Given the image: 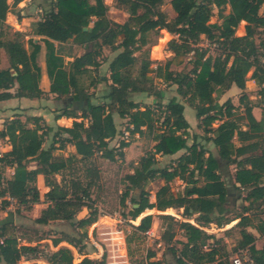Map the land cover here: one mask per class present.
<instances>
[{
    "label": "trees",
    "instance_id": "16d2710c",
    "mask_svg": "<svg viewBox=\"0 0 264 264\" xmlns=\"http://www.w3.org/2000/svg\"><path fill=\"white\" fill-rule=\"evenodd\" d=\"M21 1L12 0L8 4V0H0V49L7 58L4 68L0 60V100L45 95L39 85L41 69L36 62L41 45L29 38L32 48L28 54L21 32L14 31L11 38H2L10 28L5 23L7 13L13 12ZM164 1L123 0L129 17L118 23L108 18V6L104 0H50L42 18L33 25V34L41 37L46 50V73L50 79L48 92L73 102L82 98L87 100L86 107L79 114L77 109L65 107L56 118H86L89 123L84 125L82 121H74L71 127L58 126L53 132L52 127L40 124L41 117L27 115L22 120L17 114L5 119L0 139H6L10 149L0 156V165L10 167L13 173L7 179L0 174V198H3L0 210L9 205L8 198L26 208L38 203L36 179L42 175L48 187L44 195L48 205L34 219L35 223L45 225L51 220H64L79 229L94 223L97 208L93 206L90 182L84 185L79 177H71L68 182L62 178L57 182L55 176L73 172L76 162L90 159L97 151L106 159H114V150L108 147V143L119 132L113 113L123 103L128 109L117 112L126 120L130 135L149 133L154 142L152 148L140 157L133 172L125 176L128 186L139 190L140 197L134 201L137 206L129 210L130 219L134 220L145 209L153 208L159 211L182 209L181 216L185 219L195 216V223H191L174 220L170 214L161 215L162 221L167 222L165 231L157 239L161 245L165 247L173 241L176 228L184 233L185 241L181 242L180 249L174 245L168 247L176 264H226L227 254L221 240L207 233L204 227L211 223L223 227L237 219L235 225L241 227L242 237L238 248H247L255 264H264V248H255V237L246 230L253 226L264 234V221L259 218L255 223L252 221V217L261 218L264 212V40L255 41L256 34L264 35V12H260L264 0H169L174 13L172 18L160 9ZM226 5L229 6L228 13H224ZM214 8L218 11L220 23L209 22ZM139 9L143 11L139 13ZM15 15L21 18L19 9ZM241 21H245V33L237 36L235 30ZM161 29L166 35H172L167 49L173 53V58L192 53L193 59L187 72L170 69L172 59L163 66L157 65L155 71L157 74L163 72V80L176 85L177 94L193 107L202 134L188 136L189 123L183 114L184 105L175 97L166 103L156 101L158 109L129 98L137 92L152 95L148 87L151 82L148 73L153 70L149 67L150 61H142L136 77H132L129 70L137 62L136 52L149 44V35ZM201 35L209 42L221 44L219 55L208 54L207 48L196 46ZM64 44L85 51L79 56L65 55L62 53ZM104 46L118 51L108 64L111 86L104 96L108 102L92 103L80 86L79 77L100 66ZM64 56L73 59L65 62ZM251 69L250 78L260 86L258 107L261 108V117L258 120L252 114L256 105L250 103L245 93L239 97L244 103V113L239 117H234L235 107L230 100L221 104L217 102L231 87L242 92ZM14 86L15 91L9 92ZM154 94L160 98V91ZM218 120L220 122L213 128V123ZM51 132V141L44 147L45 138ZM209 142L215 147L216 154L206 147ZM66 144L74 146V153L68 156L54 153ZM129 144L128 140L121 139L117 148L122 150ZM121 150L117 154L123 157ZM180 150L183 152L168 165L156 166V155L171 156ZM222 164L235 166L232 190L240 195L244 193L239 198L246 203L242 205V213L231 219L224 217L229 210L226 206L229 192L222 178ZM157 177L165 183L155 192V201L150 202L144 188ZM175 178L184 183L181 193L171 191L169 182ZM83 207L89 209V214L74 221ZM152 219V214L141 217L134 226V234L139 236L137 232L148 230ZM132 240L131 235L126 236L127 244ZM61 241L78 247L79 251L83 247L79 237L69 235L53 239L52 244L57 246ZM34 251L36 246L20 245L15 236L6 233L4 223L0 224V264H19L21 255ZM154 257L153 251L148 252L141 264H165ZM46 260L48 264H105L104 256L100 260L84 257L75 263L67 247L52 251Z\"/></svg>",
    "mask_w": 264,
    "mask_h": 264
},
{
    "label": "rangeland",
    "instance_id": "374dc122",
    "mask_svg": "<svg viewBox=\"0 0 264 264\" xmlns=\"http://www.w3.org/2000/svg\"><path fill=\"white\" fill-rule=\"evenodd\" d=\"M47 2L45 1L42 4L43 6L40 8V11L36 13L39 18H42L44 10L48 8L49 4ZM104 2L108 6L107 16L109 19L118 23H123L128 20L129 13L127 12V5L123 2V0H104ZM11 3L12 0H8V4ZM18 5L17 8L12 10L13 12H9L6 15L5 23L9 25L10 28L6 30L7 35L2 38H11L14 31L21 32L22 42L24 44L26 52L29 54L32 47L28 39H33L34 36L36 37V35L33 34V25L35 22H23L21 18L18 19L15 15V11L18 10ZM160 9L168 15V18H172L174 16V13L170 7L169 0H165L160 6ZM228 10L229 6L226 5L224 8V13H228ZM263 10L264 3L261 7L260 12L263 13ZM142 11V9L138 10L139 13H141ZM213 11V16L210 18L209 22L220 23L221 19L218 15L217 9L214 8ZM244 27L245 24L240 22L235 30V35H244ZM149 38V44L136 52V55L138 57L137 62L129 70V73L132 77H136L140 71V65L142 61L148 59L150 61L149 67L153 69L148 73V76L151 80V82L148 84V87H150L152 95L144 92L140 97L139 94L141 93H136L134 94V96L130 95V97H132V99H135V101L140 99L138 103L152 105L154 109H158V104L156 101L162 102L164 99L168 101V99L175 95V92L173 84H171L170 82H165L163 80L161 76L163 72L160 74L156 73L155 70L157 65L163 66L167 60L172 59L170 69H172L174 72H187L191 69V61L193 58L191 56L192 53H189L184 57L173 58V53L167 49V42L172 38V35H170L169 33L166 35L162 29L158 30V32L155 34L151 33L149 35ZM260 39L264 40V35L262 33L256 34V43H258ZM37 42L44 47L43 52H38L36 61L41 69L39 85L40 87L47 89L50 79L46 73V50L42 39H39ZM196 46L202 47L203 49L207 48V53L212 55H219L221 51V44L217 42H209L203 35L200 36L199 42L198 44H196ZM84 51L85 49H74V47L70 44H64L62 49V53H64L65 55L70 53L73 56H79ZM117 52L118 51L111 50L109 46H104L102 48V54L100 56V66L96 69H90L87 73L79 77L80 86L85 89L86 93L89 96L90 102L101 104L108 102V100L104 97L110 91L111 86L108 64ZM72 59V57L64 56L65 62ZM0 60L3 62V66H7V58L3 49H0ZM262 60L264 62V57L262 58ZM251 73L252 69L247 74V81L242 92L237 88L229 89L224 91V93H222L217 100L218 103H223L225 100H234V117H239L244 113V103L239 101V97L242 93H245L246 97L250 100V103L256 105L257 107L260 106V99L258 95L260 86L250 78ZM91 83L94 84L92 85ZM156 91H160V98H157L156 94H154ZM147 95L152 96V99L154 100L152 103L144 102ZM175 97H177V94ZM178 97L184 102L185 107H189V111H186L184 114L187 120H191L192 117L190 116V113L192 112L194 116L193 107L179 94ZM58 99H61L62 101L55 103V106L62 108L68 107L67 105L75 104V109L79 111L78 114L80 113V110L87 105V100L83 98L73 103L66 97H61ZM68 100H70L71 102L68 103ZM122 109L127 110V105L123 103L120 104L117 111ZM117 111L113 114L116 117V123L118 125L117 129L119 132L117 136L110 140L108 143V147L114 150V159H106L102 156V153L100 151H97L90 159L84 162H76L74 166L76 169H74L73 172L70 173V171H66L65 173H63L64 175L60 174L55 176L57 182L62 181V178H64V182H68L71 177H79L80 181H82L84 185H86L87 182H90V193L93 200V206L97 208V220L94 223L81 229L74 227L71 222L64 220H51L45 225L35 223L34 219L38 217L41 210L48 205L44 196L48 191V187L45 186L44 180L42 183V181L38 177L36 179V186L39 191L38 203L33 204L29 208H26L23 205H19L14 199L8 198L9 205L6 208L0 210V224L4 223V225L6 226V233L15 236L18 239L20 245L36 246V251H34L33 253L21 255L18 258L19 264H48L46 260L47 256L52 251L57 250L59 247L69 248L72 252L73 261L75 263L79 262L84 257L100 260L104 256L105 264H141L142 262H144L147 253L153 251L155 253L154 259L163 260L165 264H176L174 261V257H172V255L169 253L170 251L168 247L169 245H174L177 250L181 248V242L185 241L184 233L181 230L176 228V236L174 237L173 241L169 245L164 247V245L158 246L157 242L153 241L152 239H147L145 231L137 232L139 236L134 234L136 232L134 226L139 223L141 217L147 214H152L153 219L150 228L154 230L156 235H159L161 237L167 227V222L162 221L161 215L170 214L174 217V220H188L191 223H195V216H192L190 219H185L181 216L182 209L173 208L169 212L159 211L153 208L145 209L139 215V217L134 220L130 219L129 210L135 207L134 205L136 203H134V201L139 200L140 197L139 190L131 189L128 186L125 176L133 172L134 167L137 166L140 157L152 148L154 142L151 139V134L149 133H146L142 136H139L138 134L132 136L130 135L128 139H124L125 141L128 140L130 142V146L132 149V153L130 154V156L126 157L125 153H128V151L126 150L125 152H123V149H118L117 144L121 140L120 131L123 128H126L127 125L125 122L126 120L120 121L121 117ZM24 115L27 116V114ZM224 118L225 117H223V119ZM74 121H82L84 125H87L89 123L86 118H74L71 120L63 121L62 124L68 126V124L70 123L73 124ZM219 122V120L215 121L212 127L215 128ZM40 124L42 126H45V123L43 122ZM1 127L2 125L0 126V129ZM56 128L54 129V131L56 130ZM194 133L202 134L203 132L199 127H196L195 125V127L188 130V136L191 137ZM51 135L52 133H49V135L45 138L44 147H47L49 145L51 141ZM189 141L191 142V140H188V142ZM234 142L237 143L235 139ZM205 145L212 153L216 154V149L212 145V143L209 142ZM8 148L10 149L9 142L6 139H0V150L4 153L5 149ZM73 149L74 147L72 145L66 144L62 150H56L54 153L59 156H68L71 153H74ZM119 150L123 152V157L117 154L119 153ZM179 153L180 151L172 156L156 155V166L163 167L168 165L173 157L177 156ZM0 174L4 177V179H7L12 175V169L8 166L0 165ZM221 174L228 188L230 189L229 191H231L230 196H228V203L226 204V206L229 207V210L228 212H225L224 217L231 219L235 214L242 213V205L246 203L239 197H243L244 193L240 195L235 190H232V166H226V164H222ZM164 183L165 182L162 178L157 177L145 186L144 189L150 202L155 201V192ZM169 185L173 193L183 192L184 183L180 179H173L169 182ZM2 199L3 198H0V201H2ZM88 214L89 209L83 207L75 215L74 221L86 217ZM261 216H263L262 213ZM257 218L261 219L260 216H254L252 217V221L254 223L257 222ZM236 222L237 219L232 220L229 223L223 225V227H220V229H217L214 223H211L204 227V230L207 233L213 234L215 237L219 233L223 235L219 236L218 239L221 240V244L227 254L226 264H229L230 258L236 252L237 248L239 247V242L242 239L240 233L241 227L236 226ZM65 235L77 238L79 237L81 239L80 245H83L82 249L79 251L78 247L75 248L72 245L68 244L66 241H61L57 246H53V239L64 237ZM127 235H131L133 237L132 242L129 244H127L125 241ZM210 242H212V240H210ZM127 246L130 247V255L128 254Z\"/></svg>",
    "mask_w": 264,
    "mask_h": 264
},
{
    "label": "crops",
    "instance_id": "0c3cea01",
    "mask_svg": "<svg viewBox=\"0 0 264 264\" xmlns=\"http://www.w3.org/2000/svg\"><path fill=\"white\" fill-rule=\"evenodd\" d=\"M45 1L46 2L48 1L47 2L48 4L50 2V0H23V1H21L19 3V5H18V9H19V13H20V16H21V19L23 20V22H29V21L36 22V21L40 20L41 17L39 18V16L36 13L38 11H40V8L43 6L42 4ZM34 7H35V9H34ZM241 22L243 24H245V21H241ZM40 38H41L40 36L36 35V37L34 36L33 40H34V42H37ZM73 47H74V49L83 50V48H77V46H75V45H73ZM43 49H44V47L41 46L40 51L43 52ZM1 67H3V68L6 67L5 65L3 66V62L2 61H1ZM49 84H50V82H49ZM49 84H48V88L47 89H44V88L41 87L43 89V91L45 92V95L43 97H39V98L11 97L9 99L0 100V122H1L0 126L3 125V122H4V120L7 117L11 118L12 116H15V115L18 114V115H20L21 119L23 120V118L25 116L24 114H27V115H31V116L41 117L40 122L41 123L42 122L45 123V125H47L48 127H52L53 128V132H54V129L56 127H58V126L71 127L72 123L68 124V126H65L64 124H62V122L63 121H67V120H71V119H74V118H69V117H65V116H61L59 118H56V115L58 113H60V110L62 108H65V107L61 108V107H57V106L54 105L55 103L61 102L62 100L58 99L55 94H52V93L48 92ZM173 88H174V92H175V95L173 97H175L176 94H177L176 85L173 84ZM15 89H16V86L11 88L9 90V92H14ZM230 89H235V87H231ZM138 93H141V94H139V97H140L142 95V93H144V92H137V94ZM134 94H136V93H132L131 95L134 96ZM48 96H49V98H48ZM135 97H136V95H135ZM173 97H171V98H173ZM130 98L134 102H138L140 100V99H138L137 101H135V99H132V97H130ZM175 98L177 100H179L180 102H182L183 105H184V102L181 99H179L178 94H177V97H175ZM68 101H69L68 103L71 102L70 100H68ZM153 101L154 100L152 99V96H148V95H147V97L144 100V102H146V103H152ZM166 101L167 100L164 99L162 102L164 103ZM72 103H73V101H72ZM231 103L235 106V101L234 100H232ZM219 104H221V103H219ZM74 105L75 104L67 105V106L70 109H75L76 107ZM188 108L189 107H185V105H184L183 114L186 111H189ZM252 114L257 120L260 119V117H261V109L258 108L257 106H253ZM190 116L192 117L191 120L190 119L189 120L186 119L187 122L189 123L188 130L190 128L195 127V125L197 127V124H198V121H197L196 116H195V110H194V116H193L192 112L190 113ZM184 117L186 118L185 114H184ZM113 118H114V122L116 124V127L118 128V125L116 123V117L114 116V114H113ZM122 120L124 121L125 119L124 118H120V121H122ZM53 132H51V133L53 134ZM188 144H190V141L188 142ZM236 144H239V143L237 142ZM8 150H9V148L5 149L4 152H6ZM126 150L128 151V153H125L126 157L130 156V154L132 153L131 152L132 149H131L130 144H129V146L123 148V152H125ZM73 151H75V149H73ZM182 152H183V150H180V153L177 156H179ZM177 156H175L173 158H176ZM230 166H232L233 173H234L235 166L234 165H230ZM12 173H13V170H12ZM37 177L40 178V180L43 183V176L42 175H38ZM222 178H223V176H222ZM229 190L230 189L228 188V192H229L228 196H230V193H231V191H229ZM262 214H263V216H261V219L264 221V212ZM217 229H220V227H217ZM246 230L249 231L250 233H252L253 236L255 237V240L253 242L255 248H257V249L264 248V234H261L253 226H248L246 228ZM219 234L217 235L218 237L216 236L217 238H219V236H223L222 234H220V235Z\"/></svg>",
    "mask_w": 264,
    "mask_h": 264
},
{
    "label": "built area",
    "instance_id": "2783aa9c",
    "mask_svg": "<svg viewBox=\"0 0 264 264\" xmlns=\"http://www.w3.org/2000/svg\"><path fill=\"white\" fill-rule=\"evenodd\" d=\"M121 139H128L130 136L129 129L123 128L121 130ZM2 151L0 150V156L2 155ZM147 239H152L157 242V245L160 246L161 242L157 241L159 239V235H156L152 228H149L145 231ZM229 264H255L253 258L251 257L247 248H238L233 256L230 258Z\"/></svg>",
    "mask_w": 264,
    "mask_h": 264
},
{
    "label": "bare ground",
    "instance_id": "6f19581e",
    "mask_svg": "<svg viewBox=\"0 0 264 264\" xmlns=\"http://www.w3.org/2000/svg\"><path fill=\"white\" fill-rule=\"evenodd\" d=\"M172 209H173V208H168V209H166V211H169V212H170Z\"/></svg>",
    "mask_w": 264,
    "mask_h": 264
},
{
    "label": "water",
    "instance_id": "95a60500",
    "mask_svg": "<svg viewBox=\"0 0 264 264\" xmlns=\"http://www.w3.org/2000/svg\"><path fill=\"white\" fill-rule=\"evenodd\" d=\"M134 206H137V204H135Z\"/></svg>",
    "mask_w": 264,
    "mask_h": 264
}]
</instances>
